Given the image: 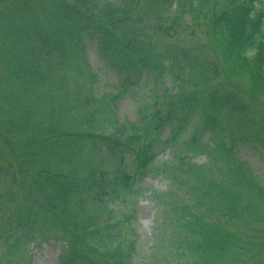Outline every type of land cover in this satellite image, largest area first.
Segmentation results:
<instances>
[{
	"label": "trees",
	"instance_id": "1",
	"mask_svg": "<svg viewBox=\"0 0 264 264\" xmlns=\"http://www.w3.org/2000/svg\"><path fill=\"white\" fill-rule=\"evenodd\" d=\"M171 1L151 0V6L155 8V5H161V2L169 4ZM178 1L180 8L186 4L185 1L190 5L193 17L199 14L204 17V22L209 26V39L214 42L216 52L225 60L227 72L248 76L251 98L254 99L258 92L264 93V7L261 0ZM35 2L41 9L40 14L28 12L27 20L17 27L21 45L24 41H29L32 44L31 49L26 51L25 48H21L18 54L12 52L11 57L14 60L7 62L12 73L8 75L16 83L19 80L25 84L30 82L33 67L22 65L25 57L36 60L44 48L47 55L53 53L56 58L59 57V64L63 65L64 37L68 41L72 39L77 41L78 53L87 34H101L103 48L107 47L110 56L120 58L127 53L133 55L138 51L141 58L138 57L132 62L134 70L139 71L146 67L153 69L158 75L169 71L179 80L183 79L184 73L177 64H186L180 61L177 64L171 62L165 65L149 58L142 48V41L134 36L136 33L134 29L132 30L134 44L120 43L122 38L116 35L114 25H106L101 21L103 13L114 12V5L111 2L102 1V4H99V0ZM208 5L210 7L205 14L204 7ZM90 9H97L99 14L97 19H93L87 13ZM182 13L183 10L180 9V15L172 18V25L178 22ZM25 23H28L27 26L22 27ZM116 24L122 26L120 23ZM167 27L168 25L160 26V29L165 32ZM124 46L128 47L125 49ZM207 64L214 65L213 62L203 61L202 66L197 69L205 74L194 80V84L207 80L205 72ZM189 67L195 69L194 66ZM37 68L36 75L41 81L43 75L40 70L37 72ZM229 81L233 82L230 79ZM51 83L56 87L65 83V79L61 76ZM178 87L181 88L180 85ZM207 98L204 112L190 137L194 142L188 143V139L186 140L183 148L177 153L176 166L172 163H162L156 165L154 171L169 173L170 178L175 181L176 187L169 190L167 200L161 197L159 202L167 204L178 216V224L185 234L183 244L186 249L196 253V264H231L234 257L240 255L243 249L240 246L241 238L226 228V224L252 221L264 226V182L254 175L247 164L237 161L234 154V149L241 139L257 138L264 148V117L246 118V109L239 100L233 98L229 90L211 91ZM200 102L204 103L197 97L178 95L164 107H159L153 112H147L148 105L143 106L142 115L134 122L120 121L116 117L114 105L109 102L108 105L102 103L97 107L83 108L77 122L68 132L64 129L60 131L57 127L52 128L45 122L49 132L41 133L44 125L42 123L35 125L34 133L28 136L29 143H24L26 148L18 154L19 171L14 173L9 169L6 171L11 175L12 182H15L19 174V187L21 190L24 189L19 192L22 200L28 201L32 207L42 210L46 215H52L54 219L55 215L60 217L56 219L55 224L44 227L45 230L42 229L40 233L46 237L48 235L44 234L52 233L58 234L62 239L68 238L67 250L70 244H73L71 254L67 258L62 257L60 264H127L128 252L122 246L117 229L118 222L111 221L112 219L108 222L104 215L111 211L110 202L119 197L122 189L127 190V187L132 185V174L148 166L153 169L151 160L154 146H167L178 140L190 123L192 110ZM39 109L38 97L35 111ZM50 114L51 111L47 110L46 115ZM221 115L226 118L220 119ZM98 122L112 125L109 130L101 129L99 132L96 126ZM12 123L18 124L13 121ZM78 124L83 126L77 127ZM167 128L168 135L160 139L161 132ZM202 132L203 139L197 138L196 134ZM223 138H226L227 148L222 145L221 150H218L208 146L209 140ZM48 147L51 148L49 152ZM53 148L58 153L54 152L52 156ZM127 150L134 156L133 172H129L124 165ZM203 151L210 152L213 158H218L227 165L224 185L216 181L215 177H208L203 169L182 156L183 152L193 156ZM39 165L41 166L37 168ZM64 166L66 168L61 169ZM30 168L33 169L29 170ZM189 172L195 182L206 189L205 194H201L200 188L197 193L194 192V181H188L191 177ZM184 186L193 195V199H189L191 202L184 204L171 200L176 197L182 201L186 197L179 193ZM155 196L159 198L164 195ZM202 196L208 197V201L201 202L206 214L193 213L191 207L199 202L196 198L202 199ZM212 196L216 201L210 202ZM9 201L6 200V205L2 206H7ZM244 212H248V216L241 214ZM113 242L114 247L108 249V244ZM259 244L256 250L264 256V240Z\"/></svg>",
	"mask_w": 264,
	"mask_h": 264
},
{
	"label": "rangeland",
	"instance_id": "2",
	"mask_svg": "<svg viewBox=\"0 0 264 264\" xmlns=\"http://www.w3.org/2000/svg\"><path fill=\"white\" fill-rule=\"evenodd\" d=\"M35 1L0 0V264H60V259L69 257L74 248L70 244L69 249H65L69 242L64 240L68 241V238L62 239L58 234L52 233L44 234L47 237L40 234L42 229L45 230L44 227L55 224L60 217L55 215L54 219L52 215H46L42 210L32 207L28 201L22 200L19 192L24 189L19 187V174L15 182H12L11 175L6 171H19L18 154L26 148L24 143H29L28 136L34 133L33 128L37 123L44 125L41 133L49 132L45 122L52 128L57 127L60 131L64 129L68 132L77 122L83 108L97 107L102 103L108 105L109 102L114 105L116 117L120 121L134 122L142 115L143 106L148 105L147 112H153L178 95L197 97L204 103L200 102L194 107L189 125L176 142L162 147L154 146L151 160L153 169L148 166L132 174V185L127 190L122 189L119 197L110 202L113 210L106 212L104 217L108 222L111 219L118 222L117 229L122 246L128 252L127 264H196V253L186 249L183 244L185 234L178 224V216L167 204L159 202L161 197L167 200L169 190L176 187L175 181L170 178L169 173L154 171V167L162 163L176 166L177 153L186 140L188 139V143L194 142L190 137L204 112L209 92L229 90L233 98L239 100L246 109V118L264 117V93L258 92L254 99L251 98L248 76L227 72L225 60L216 52L214 42L209 39V26L204 22V17L201 14L193 17L190 5L185 1L186 4L180 8L178 0L169 5L161 2L155 8H152L150 0H99V4L108 1L114 5V12L103 13L101 21L106 25H114L116 35L122 38L120 43L133 42L134 29V36L142 41V48L149 58L165 65L180 61L186 64H177L184 73L182 80L169 71L158 75L153 69L146 67L139 71L134 70L132 62L138 57L141 58L138 51L133 55L127 53L120 58L113 57L107 52V47L103 48L101 34H87L78 53L77 41H68L64 37L63 65L59 64V57L56 58L53 53L47 55L44 48L36 60L25 57L22 65L33 67L30 82L25 84L19 80L16 83L8 75L12 73L7 62L12 61V52L18 54L21 48L26 51L31 49L32 44L29 41H24L21 45L17 27L27 20L28 12L40 14L41 9ZM261 2L264 7V0ZM208 7L210 6L204 7L205 14ZM180 9L183 13L178 22L172 25V18L180 15ZM87 13L93 19L99 17L97 9H90ZM27 24H22V27ZM165 25H168L167 31L163 32L160 26ZM29 61L31 63L28 64ZM203 61L213 62L214 65H206L207 80L204 83L194 84V80L205 74L197 69L202 66ZM189 66H194L195 69L192 70ZM36 68L43 75L41 81L37 78ZM61 76L65 83L54 87L51 81ZM38 97L40 109L35 111ZM47 110L51 111L50 115H46ZM224 118L226 116L221 115L220 119ZM111 125L98 122L97 131L109 130ZM79 126L83 125L78 124L77 127ZM203 134H196L197 138L203 139ZM167 135L168 128L161 132L160 139ZM207 136L206 133L205 137ZM208 142L209 147L218 150H221L222 145L227 148L226 138ZM47 149L48 152L51 151L50 147ZM54 152L58 153L53 148L52 156ZM234 154L237 161L247 164L254 175L264 182V148L260 140L241 139ZM182 156L203 169L208 177H215L221 185L226 183L227 165L220 159L213 158L210 152L203 151L193 156L183 152ZM133 159L132 152L127 150L124 165L129 172H133ZM65 168L66 166L61 167ZM189 174L191 175L190 172ZM191 177L188 181H194V192L197 193L200 188L201 194H205L206 189ZM179 193L186 197L182 201L176 197L171 200L188 204L191 202L189 199H193L186 186ZM157 194L164 196L158 198L155 196ZM201 198H196L199 202L191 207L193 213L206 214L201 202L208 201V197ZM6 200L10 201L4 207L2 204L6 205ZM212 201H216L214 196L210 198V202ZM241 214L248 216L249 213ZM253 223L249 221L226 224V228L241 238L240 246L243 249L231 264H264V256L256 250L259 242L264 240V226L254 223L255 227ZM114 245V242L108 244V249Z\"/></svg>",
	"mask_w": 264,
	"mask_h": 264
}]
</instances>
